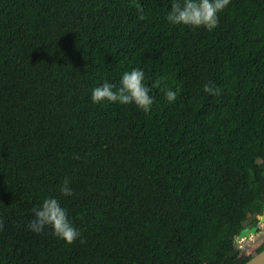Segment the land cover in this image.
<instances>
[{
	"label": "trees",
	"instance_id": "1",
	"mask_svg": "<svg viewBox=\"0 0 264 264\" xmlns=\"http://www.w3.org/2000/svg\"><path fill=\"white\" fill-rule=\"evenodd\" d=\"M172 3L0 0V264L251 257L235 238L264 210V0H230L211 31L171 24ZM134 68L161 80L150 112L92 102ZM48 197L74 243L27 227Z\"/></svg>",
	"mask_w": 264,
	"mask_h": 264
},
{
	"label": "clouds",
	"instance_id": "2",
	"mask_svg": "<svg viewBox=\"0 0 264 264\" xmlns=\"http://www.w3.org/2000/svg\"><path fill=\"white\" fill-rule=\"evenodd\" d=\"M230 0H173L167 20L171 24H184L193 27H204L211 31L219 22L218 13L229 4ZM138 19L143 20V8L137 4ZM161 80L156 79L151 87L145 84V73L140 69H132L122 74L119 86L105 81L95 87L91 92L93 103L103 101L120 104H134L143 112L148 113L154 103L150 95L152 88H160ZM164 95L169 102L176 99L177 92L171 88H164ZM203 91L211 95H220V89L213 86L212 82L203 85ZM62 195H72L70 180L65 177L60 187ZM34 218L28 222L27 227L42 233L45 227L50 226L53 235L64 240L67 244L74 243L81 233L68 218L67 211L55 197L45 198L42 204L32 209ZM2 227V221H0ZM83 242V241H81Z\"/></svg>",
	"mask_w": 264,
	"mask_h": 264
},
{
	"label": "rangeland",
	"instance_id": "3",
	"mask_svg": "<svg viewBox=\"0 0 264 264\" xmlns=\"http://www.w3.org/2000/svg\"><path fill=\"white\" fill-rule=\"evenodd\" d=\"M264 239V222L259 223V231L249 238L235 242V247L241 257L253 255V249L260 244Z\"/></svg>",
	"mask_w": 264,
	"mask_h": 264
},
{
	"label": "water",
	"instance_id": "4",
	"mask_svg": "<svg viewBox=\"0 0 264 264\" xmlns=\"http://www.w3.org/2000/svg\"><path fill=\"white\" fill-rule=\"evenodd\" d=\"M260 223L264 222V210L262 214L257 216ZM257 226H251V227H244L242 228L238 235L235 238L236 241H241L243 239L249 238L251 235H254L256 233ZM243 264H264V247L253 254L248 260H246Z\"/></svg>",
	"mask_w": 264,
	"mask_h": 264
},
{
	"label": "flooded vegetation",
	"instance_id": "5",
	"mask_svg": "<svg viewBox=\"0 0 264 264\" xmlns=\"http://www.w3.org/2000/svg\"><path fill=\"white\" fill-rule=\"evenodd\" d=\"M259 223H260V222H259V220H258V223H257V225H256V226H257V230H256V232L259 231ZM253 226H254V225H253ZM247 227H251V226H247ZM261 245H264V239H263V241H262L260 244H258L257 246L254 247V249H253V254H255V253L257 252V249H258L259 246H261ZM246 256H247V255H246ZM246 256H245V257H246ZM248 256H252V255L249 254Z\"/></svg>",
	"mask_w": 264,
	"mask_h": 264
}]
</instances>
